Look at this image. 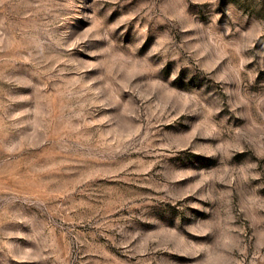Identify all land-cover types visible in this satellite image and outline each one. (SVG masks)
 <instances>
[{
	"label": "rangeland",
	"instance_id": "374dc122",
	"mask_svg": "<svg viewBox=\"0 0 264 264\" xmlns=\"http://www.w3.org/2000/svg\"><path fill=\"white\" fill-rule=\"evenodd\" d=\"M0 264H264V0H0Z\"/></svg>",
	"mask_w": 264,
	"mask_h": 264
}]
</instances>
